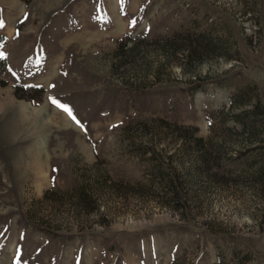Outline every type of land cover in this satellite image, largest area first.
Returning a JSON list of instances; mask_svg holds the SVG:
<instances>
[{
    "label": "rangeland",
    "instance_id": "rangeland-1",
    "mask_svg": "<svg viewBox=\"0 0 264 264\" xmlns=\"http://www.w3.org/2000/svg\"><path fill=\"white\" fill-rule=\"evenodd\" d=\"M0 20V264H264V0Z\"/></svg>",
    "mask_w": 264,
    "mask_h": 264
},
{
    "label": "snow or ice",
    "instance_id": "snow-or-ice-1",
    "mask_svg": "<svg viewBox=\"0 0 264 264\" xmlns=\"http://www.w3.org/2000/svg\"><path fill=\"white\" fill-rule=\"evenodd\" d=\"M25 19H27V16H25ZM3 26H4V22L0 20V27H3ZM53 103H58V102L55 99H53ZM61 107H66V106L61 105Z\"/></svg>",
    "mask_w": 264,
    "mask_h": 264
},
{
    "label": "trees",
    "instance_id": "trees-1",
    "mask_svg": "<svg viewBox=\"0 0 264 264\" xmlns=\"http://www.w3.org/2000/svg\"><path fill=\"white\" fill-rule=\"evenodd\" d=\"M4 84L6 83V81L4 80V82H3ZM16 89H18V86L16 87Z\"/></svg>",
    "mask_w": 264,
    "mask_h": 264
}]
</instances>
